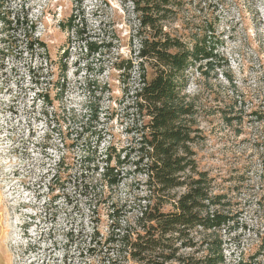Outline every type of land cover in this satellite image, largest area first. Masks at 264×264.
I'll return each instance as SVG.
<instances>
[{"label": "rangeland", "instance_id": "1", "mask_svg": "<svg viewBox=\"0 0 264 264\" xmlns=\"http://www.w3.org/2000/svg\"><path fill=\"white\" fill-rule=\"evenodd\" d=\"M6 1L13 13L24 11L46 51L30 54L19 43L0 51V264H102L86 251L93 225L99 237L107 235L112 202L123 220L132 222L146 194L145 177L124 166L121 183L107 191L109 201L92 213L66 186L64 173L53 178L59 158L64 156L66 163V154L74 152H66L60 141L65 127L55 126L44 111L67 109L80 117L89 106L96 108V131L103 139L99 152L108 145L117 151L127 146L132 116L126 89L135 85L137 72L121 74L113 63L132 58L137 49L133 0ZM173 1L165 28L184 38L212 24L218 52L228 63L207 81L190 74L186 92L199 106V138L192 145L196 163L237 215L235 246L227 250V264H232L257 251L264 224V0ZM72 14L77 22L86 21L93 40L106 45L93 60L78 55L74 35L60 27ZM68 46L66 90L58 100L53 84L61 72L54 62ZM37 94L54 98L52 107ZM229 109L244 111L240 125L222 119L221 111ZM258 259L264 263V255Z\"/></svg>", "mask_w": 264, "mask_h": 264}, {"label": "trees", "instance_id": "2", "mask_svg": "<svg viewBox=\"0 0 264 264\" xmlns=\"http://www.w3.org/2000/svg\"><path fill=\"white\" fill-rule=\"evenodd\" d=\"M173 3L133 0L138 16L137 49L132 58L113 63L121 74L137 72L135 85L126 89V108L132 116L127 132L132 137L125 148L117 151L108 145L99 152L103 139L96 131V108L89 106L87 115L80 117L74 112L68 114L67 109L60 113L44 111L53 117L55 126L65 127L60 141L66 144V152H74L72 157L66 154V163L64 156L59 158L53 178L64 173L66 186L74 188L92 213L100 203L109 201L107 191L121 183L126 175L124 166L131 165L135 173L145 177L146 194L139 199L142 203L132 222L123 220L122 211L112 202L107 235L99 237L93 225L86 251L96 254L102 264H227V250L235 246L237 215L231 211L226 195L215 190L213 178L199 169L195 160L192 145L199 138V106L197 98L186 92L190 74L197 73L207 81L217 76V68L228 63L218 52L220 40L214 38L212 24L198 27L184 38L165 28ZM60 27L72 32L78 55L87 61L106 47L92 39L86 21L77 22L75 14ZM33 28L24 11L13 13L7 1L0 0V42L4 44L0 51L19 43L27 53L45 52L46 46L33 36ZM70 53L68 46L54 62L61 72L53 84L58 100L66 90L65 60ZM221 74L232 82L223 71ZM37 95L52 107L54 98ZM221 112L226 124L242 123L244 111ZM261 176L264 179V170ZM178 189L182 191L171 193ZM260 234L257 251L232 264H264L258 259L264 255V224Z\"/></svg>", "mask_w": 264, "mask_h": 264}]
</instances>
